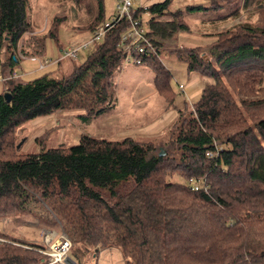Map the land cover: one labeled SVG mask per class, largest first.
I'll use <instances>...</instances> for the list:
<instances>
[{
    "label": "trees",
    "instance_id": "1",
    "mask_svg": "<svg viewBox=\"0 0 264 264\" xmlns=\"http://www.w3.org/2000/svg\"><path fill=\"white\" fill-rule=\"evenodd\" d=\"M50 1L70 2L71 8L55 13L40 33L32 0H0V71L16 73L23 57L44 59L48 41L61 46L62 26L91 33L115 14L107 20L105 0ZM148 1L149 14L140 11L138 17L155 51L143 55L142 64L172 106L176 92L161 58L163 42L187 25L178 20L182 10L170 9L174 0ZM208 1L184 11L214 14L208 22L216 27L204 33L212 38L207 53L198 45L172 53L189 72L212 82L168 129L171 152L160 155L164 142L153 138L85 133L65 147L16 149V130L24 123L59 110L75 111L90 123L115 109L116 76L125 65L118 43L126 22L109 29L65 76L4 81L11 100L0 93V222L10 216L23 223L30 215L41 228H59L72 241L78 264L89 250L98 255L109 247L119 248L126 264H264V0ZM251 10L257 18L242 19ZM165 15L172 19H160ZM221 142L226 147L219 149ZM174 174L185 181L168 180ZM191 177L203 179L200 189L192 188ZM0 237L6 239L0 242V264H47L41 251L46 246L1 228Z\"/></svg>",
    "mask_w": 264,
    "mask_h": 264
},
{
    "label": "rangeland",
    "instance_id": "2",
    "mask_svg": "<svg viewBox=\"0 0 264 264\" xmlns=\"http://www.w3.org/2000/svg\"><path fill=\"white\" fill-rule=\"evenodd\" d=\"M115 3L116 0H105V15L107 20L111 19L115 12ZM32 4L33 18L40 26V33H43L48 28L49 20L55 13L65 14L71 8L70 2L57 4L56 2L50 0H32ZM190 4L207 5L209 4V1H173L170 9L172 11H183V15L181 14L178 17V20L187 25V30L185 29L178 31L171 39L163 42L164 47L162 48L161 58L165 61L170 58L177 60L174 58L172 52L177 49H182L186 46H202V52L207 53L212 38L205 37L204 33L211 32L214 30L213 28L216 27H213V25H210L208 22L210 21L209 17H213L214 14H188L184 12L185 7ZM248 13V11H243L241 16L242 19H245L248 16L253 17V19L257 18L255 12L252 13V10L249 14ZM207 18L208 20H206ZM160 19L171 20L172 16L165 15ZM69 25L72 24L70 23ZM69 25L65 27L62 26L60 29L59 42L64 49H67L71 45L82 41L85 37L84 35H90L89 32L78 33L76 30L69 27ZM76 34H82V36ZM95 48L96 45L92 44L87 48L80 49L77 58L64 57L61 60V63H59L58 61H54V59L62 56L63 52L59 50V46L56 42L48 41L47 56L44 58V60L47 59L50 60V62L47 63L45 68L41 69L38 67L39 60H31L30 57H27L22 63V67H17L16 70L20 74V79L22 81H30L44 74H49L52 77H62L70 73L74 66L82 64L86 60L87 56L95 50ZM40 61H43V59ZM24 72H26V74H24ZM142 82H153V72L150 67L146 64H125L122 71L116 76L117 92L119 98L118 110H125L128 107V101L130 100V95L134 87ZM178 82V79H173L172 82L173 87L177 92L180 91ZM6 86L7 85L5 84V87ZM158 95L159 94H155L154 97L150 98V100L153 101V105H151V108L148 111L149 116H151L153 113L156 114L160 110L161 105H164L162 97L159 95L161 97L159 98ZM190 111L191 109L188 108L184 114L188 115ZM105 117H107V115L103 114L101 116L95 117L90 123H85L77 117L75 111L59 110L50 116L38 118L19 126L16 130V149L22 153H34L40 150L42 144L47 146L65 147L71 144H76L79 140V137L83 133L90 134L92 136L109 138L112 140L122 139L124 136L117 135V131L115 129H109L100 124L101 121L104 122ZM148 138H153L156 140V142H164V145L161 147L164 149L165 153L171 152L175 148L173 145H170V130H167L157 136L155 135L153 137H145L144 139ZM19 144L20 146L18 147ZM220 145H222L224 148L226 147V144L223 142H221ZM168 180L180 182L185 181L178 174L169 176ZM1 220L0 228L6 232H9L10 235L15 236L20 240L29 241L44 246L56 241V239L62 234V231L59 228L54 229L49 227L48 230H52L50 231L51 235H49L51 241L45 242V237L47 236L46 233L49 232H44V229L40 227L41 224L36 217L25 215V222L23 223H15L13 218L10 216H6ZM69 256L74 261L79 263L77 258L71 255V252L69 253ZM83 264H126V260L119 248L109 247L99 251L98 255H95L93 251L89 250L85 254Z\"/></svg>",
    "mask_w": 264,
    "mask_h": 264
},
{
    "label": "crops",
    "instance_id": "3",
    "mask_svg": "<svg viewBox=\"0 0 264 264\" xmlns=\"http://www.w3.org/2000/svg\"><path fill=\"white\" fill-rule=\"evenodd\" d=\"M76 35L82 36V34ZM84 36V38L87 37L86 35ZM63 49L62 46L59 47L60 51ZM26 58L27 57H23L17 67H22V63ZM30 59L39 60V62L41 60V58L37 57H30ZM164 63L172 72L173 79H178L179 81L178 85L180 91L177 92L174 89L176 97L172 106H166L164 103L156 114L153 113L149 116L148 111L150 110L151 105H153V101H151L150 98L154 97L158 92L153 82H142L134 87L135 90L133 89L130 95L128 107L125 110H118V101L115 109L110 113L105 114L107 117H105L104 122L101 121L100 124L106 128L115 129L117 135H122L124 137L133 136L138 139H144L145 137L160 135L167 131L171 125L176 122L180 111L185 109L187 104L191 105L200 98L205 86L212 82L210 78L202 76L197 72H189L185 62L170 58L166 61L164 60ZM17 67L15 68V72L17 75H20L16 70ZM24 74H26V72H24ZM0 75H10L9 69L6 68L5 71H0ZM5 84L6 83L3 80H0V93L6 88ZM159 98L161 97L159 96ZM42 229H44V232H49L46 233L48 237L51 235V229L48 230L46 227H42ZM6 233L7 235H10L9 232ZM45 242L47 241L45 240Z\"/></svg>",
    "mask_w": 264,
    "mask_h": 264
},
{
    "label": "built area",
    "instance_id": "4",
    "mask_svg": "<svg viewBox=\"0 0 264 264\" xmlns=\"http://www.w3.org/2000/svg\"><path fill=\"white\" fill-rule=\"evenodd\" d=\"M148 8V0H116L115 14L110 21L98 25L90 33V35L84 38L82 41L71 45L67 49H63V55L60 58L54 59V61H58L60 59H63L64 57L77 58L80 49L87 48L92 44L96 45L98 42L104 40L106 33L109 31V29L113 28L117 24L126 22L128 26L121 33L118 48L124 55L125 64L132 63L135 65H141L142 56L155 51V46L147 34V26L144 20L138 17L140 11H143L145 14H149ZM49 62L50 60L47 59L40 61L39 68H45L47 63ZM16 76V73L7 76L0 75V80L5 81ZM218 148L222 149L223 147L222 145H219ZM206 155L212 157L213 152L207 151ZM188 182L192 185V188L195 190L200 189V187H202L204 183L203 179H195L192 177L188 179ZM45 240L47 242L51 241L48 236L45 237ZM3 241H6V239L0 237V242ZM71 248L72 241L63 232L56 239V241L50 243L45 249L41 251L47 257V264H68L67 259L68 257H70L69 253L71 251Z\"/></svg>",
    "mask_w": 264,
    "mask_h": 264
},
{
    "label": "water",
    "instance_id": "5",
    "mask_svg": "<svg viewBox=\"0 0 264 264\" xmlns=\"http://www.w3.org/2000/svg\"><path fill=\"white\" fill-rule=\"evenodd\" d=\"M4 97L6 98L7 101H10L11 100V93L10 92H4ZM20 146V144L18 145V147ZM160 155H163L165 154V151L164 149L161 147V151L159 153ZM67 263L68 264H76L77 262L74 261L71 257H68L67 259Z\"/></svg>",
    "mask_w": 264,
    "mask_h": 264
}]
</instances>
